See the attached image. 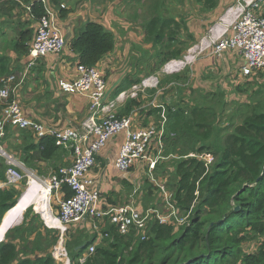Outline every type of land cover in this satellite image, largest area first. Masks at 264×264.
<instances>
[{
  "label": "trees",
  "instance_id": "trees-1",
  "mask_svg": "<svg viewBox=\"0 0 264 264\" xmlns=\"http://www.w3.org/2000/svg\"><path fill=\"white\" fill-rule=\"evenodd\" d=\"M14 1L7 0V3L25 5L32 18L38 19L44 14L36 0ZM197 2L206 11H213L218 3L217 0ZM12 9L10 7L8 11ZM65 14L62 11L59 16ZM172 25V20L161 24L158 17H153L146 25L145 39L158 50L155 69L169 60L179 59L186 49L185 43L181 42L179 50H170L176 41V34L169 31ZM175 25L179 30L178 23ZM31 35L30 30L21 31L13 51L27 53ZM165 36L168 40L164 47ZM70 48L77 54L78 64L95 67L113 51L114 35L100 23L88 21ZM8 65L7 58L0 54V78L10 74ZM139 83L124 79L113 91L112 99ZM249 100L242 104L234 102L235 114L230 117L225 130L213 127L218 116L213 106L204 104L205 99L204 103L185 106L163 104L166 122L162 155H173L177 159L172 161L164 184L178 213L188 215L187 223L167 225L152 220L144 239L133 232L119 235L113 226H106L99 232L108 237L95 246L94 252L83 263L79 259L90 245L95 244L96 236L77 231L70 235V247L66 248L64 242L71 264H264V91H254ZM129 103L139 105L136 100ZM151 114L160 120L158 109L152 110ZM237 116L239 122L235 124ZM19 133L22 141L27 142L19 148L21 154H25L19 160L26 168L38 172L36 160L49 162L58 155L60 147L55 145L53 138L44 137L34 144L29 131ZM214 137L218 146L211 145ZM190 155L210 156L211 163L208 165ZM6 170L7 165L0 157V181L5 179ZM19 190L15 187L0 190V222L21 195ZM61 190L65 198L71 195L67 187L63 186ZM55 231L44 228L39 215L28 207L22 213L20 224L8 230L0 243V264H57L48 251L58 242V231ZM251 241L257 242V249L245 253L242 245Z\"/></svg>",
  "mask_w": 264,
  "mask_h": 264
},
{
  "label": "built area",
  "instance_id": "built-area-1",
  "mask_svg": "<svg viewBox=\"0 0 264 264\" xmlns=\"http://www.w3.org/2000/svg\"><path fill=\"white\" fill-rule=\"evenodd\" d=\"M43 7L44 14L37 20V28L34 38L28 51L29 66L34 65L38 58L58 54L66 46L64 35L57 24L54 10L49 6L48 0H36ZM264 0H243L237 6L230 8L225 15L228 26L223 28L213 27L208 45L207 38L202 42L199 52L212 53L219 57L227 51L239 53L243 61L240 68V75L251 76L255 72L264 69V18L257 16L255 11ZM28 12V9L26 7ZM174 63V62H173ZM178 64V63H177ZM176 64V65H177ZM173 65L172 68H174ZM176 71L172 69L171 72ZM12 80L6 78L3 83L5 89L0 88V139L4 135L5 126L18 130H29L37 140L44 137L54 139L57 147L71 152L73 161L67 167L59 168L49 179V191L54 190L57 199L58 212H50V216L55 220V225H46L47 228L55 229L59 232L58 242L54 251L51 252L57 264H71L64 247V235L71 226L83 224L90 221L94 225L109 222L115 227L117 234L125 236L135 231L139 237L144 239L148 229V223L157 220L160 224L183 225L187 223L188 215L178 218V210L172 202V195L166 192L163 182H155L153 171L159 160L166 157L162 155L164 123L166 122L165 107L163 104L150 103L151 107L160 111V120L157 125H147L134 128L132 119L128 116H118L116 113V102L114 100H104L107 83L99 69L86 67L81 64L76 66V77L72 81H59L58 90L67 95H77L84 97L89 102L88 116L81 123V128L60 127L46 129L41 123L24 115L18 101L15 99V91L5 86ZM157 81L154 77H148L139 84L134 85L130 96L137 97V92H144L147 88H156ZM127 93H121L124 97ZM123 133V141L119 147L117 157L114 162L115 168L126 173L134 163L142 162L146 166L147 175L152 183L161 191V205H165L166 213L158 214L156 209L143 211L134 201L111 207L100 208L99 191L95 188L94 182L89 178V171L95 166L96 155L107 145L108 141ZM152 143L155 150L152 152ZM198 159L211 163L210 156H195ZM0 157L7 165L6 176L9 184H17L27 176H34L26 170L23 164L17 162L11 155L7 154L0 144ZM15 168H20L23 173ZM47 184V183H46ZM65 186L71 192L68 198L64 197L62 187ZM55 194V195H56ZM54 224V223H53ZM57 226V227H52ZM108 234H97L96 241L107 238ZM96 244L90 245L82 257L79 259L83 263L87 256L94 252Z\"/></svg>",
  "mask_w": 264,
  "mask_h": 264
},
{
  "label": "crops",
  "instance_id": "crops-1",
  "mask_svg": "<svg viewBox=\"0 0 264 264\" xmlns=\"http://www.w3.org/2000/svg\"><path fill=\"white\" fill-rule=\"evenodd\" d=\"M217 1V7L214 9L215 16L218 15L219 11L223 10V5L225 4L224 2H229L230 0ZM48 2L50 8L55 12L56 21L64 35L66 46L60 53L38 58L34 65L29 66L30 57L28 52L25 54H18L17 52L13 51L12 47L15 41L18 39L21 31L30 30L32 32L31 39L28 42L30 48V44L35 35L38 20L36 18L30 17L25 5L23 6L22 4H18L19 6H12L11 4L7 3V0H0V54L7 58L10 71L9 75L5 76L4 78H0V88L4 86L3 81L6 78L12 77V80L5 86L14 81V87L17 89L18 100L15 95L14 97L18 101L24 115L34 119L38 123H41L46 129L60 127H72L80 129L81 123L88 116L89 102L84 97L61 93L58 90V82L62 80L66 82L72 81L76 77L78 56L74 51H72L70 44L76 38L79 31H81L82 27L88 21L97 22L103 25L107 30L111 31L115 37L113 51L106 54L96 65V68L101 71L103 76H107L106 83H108L109 88L116 81H119V83L115 88H117L124 79H128L132 82H141L144 79L150 77L149 75L152 74L149 72L150 70L147 71L144 69V66H146L144 63L146 61H143V59H145L147 54L141 57V61L138 64H136V62L134 63L136 58L141 56L142 52H148L145 51L147 50L148 45L145 46L144 44H139L130 39V45L124 43L123 48L120 49L121 41L116 38L117 36L115 33V28L124 19H122L116 13L110 11L107 6H102L98 0H48ZM10 7H13V9L8 11ZM62 11H64L66 14L63 17H60L59 14L62 13ZM227 16L228 15H224L222 17L221 23L217 24L216 28H218V26L223 28L228 26V23L226 22ZM203 55L205 57L207 55L215 56L209 52ZM217 58L228 60L225 63V67L228 70V75L231 76L233 83L237 85L241 78H243L240 75V67L243 64V61L239 53L235 51H228L223 54L222 57ZM123 61L129 62L127 66H122L120 62ZM181 65V63L177 64L178 67ZM198 67L201 69L202 65H199ZM206 68L208 67L204 66L203 70ZM177 73H179V71H173L168 74L175 75ZM177 76L178 75L172 76L170 79L168 78L167 80L169 83L166 85H158L156 88H147L144 92H137V98H132L130 96V93L132 92V86L130 89L122 92L127 93L124 97H120V93L118 96L112 99L111 95L115 90L114 88L107 100L119 98L116 102L115 111L117 115L130 117L132 119L134 128H140L147 125H157L159 120H156L155 116L151 114L152 110H157L156 108L151 107L150 103L152 101L155 103L164 104L165 106H173L175 103L179 106H185L188 104H183L182 101L174 102L172 98H169L168 100L164 98L167 92L166 90H171L174 88V86L179 85H176L175 83ZM167 86L170 88L167 89ZM193 88L197 87L194 85ZM191 91L194 92L195 90ZM134 100H136V103L139 105H130L129 102ZM1 108L2 107L0 105V115L2 113ZM6 127L9 128L8 131H5L4 135L2 136L3 143L1 142V144L3 145L1 146H3V150L7 154L11 155L17 162L23 164L20 162L19 157L24 156L25 154L24 152L21 154L19 148L21 146H26L27 142H23L20 138L19 131L22 130L14 129L9 125H6L5 128ZM29 132L32 134L34 139L32 140L33 143L37 144L36 141L38 140L33 135V132ZM123 138V133H120L108 141L107 145L96 155L95 166L89 171L88 174L89 178L93 180L95 188L99 191V206L103 210L111 207L121 206L128 201H133L134 199L130 197L131 191H133L134 194L138 193V204L142 205V200L144 199V197L140 195L139 191L141 184L144 182L142 180V175L143 169L146 170V166L142 162H136L126 173L118 171L114 166V162ZM12 144L15 145L14 148H12ZM152 148L153 152L155 150L153 143ZM30 154H32V152H30ZM72 161L73 156L71 152L60 148L58 155L53 157V159L49 162L36 160L35 163L37 171L42 175H45L41 177L47 178L46 176L52 173L54 170L56 172L57 168L71 165ZM24 168L34 172V170L28 169L26 166H24ZM15 169L18 172L23 173L22 169ZM4 176L5 179L0 181V190L9 189L11 187H15L16 189L20 188L18 183L13 185L9 184L6 172ZM161 182L164 183V178L161 180ZM26 194H29L30 197L26 199L23 197L18 206L12 209L4 217L3 224L1 226V231L3 230L1 233L2 235L4 234L6 228L10 225L9 224L4 228V225L10 220V218L17 216L15 221L12 223L19 224L21 220L20 213H23L26 207L28 208L32 205L38 207L36 210L43 217V220L40 218L42 223L44 220L49 221L52 219L48 206V191L43 184L31 179L28 192ZM159 197H161L160 194ZM128 198L133 200H129ZM57 199H59V195L56 194L53 201L55 210L51 208V212L54 214L58 212L56 202ZM160 204H163L162 200L160 201ZM138 207L141 208L140 206ZM165 213L166 212H164V214ZM89 223L90 221H85L83 224L71 226L68 230H72L75 227H77V229L81 228L83 230L88 227ZM101 225L102 229H104L106 226L111 227L109 222L103 223ZM43 227L50 230V228L44 226V223ZM85 232H87L89 235L93 234L96 236V232L93 233L90 229L84 231V233ZM133 233L139 236L138 232L133 231ZM97 234L101 233L98 231ZM2 235L0 236V239L2 238ZM57 235L59 238V232H57ZM98 243H100V241L95 242L96 245Z\"/></svg>",
  "mask_w": 264,
  "mask_h": 264
},
{
  "label": "rangeland",
  "instance_id": "rangeland-1",
  "mask_svg": "<svg viewBox=\"0 0 264 264\" xmlns=\"http://www.w3.org/2000/svg\"><path fill=\"white\" fill-rule=\"evenodd\" d=\"M98 2L102 4V6H107L110 11L116 13L118 16L124 19L115 28V33L117 36L116 38L121 41L120 49L123 48L124 43L130 45V39L139 44H144L145 46L148 45L147 50H145L148 52H142L141 56H138L134 63L136 62V64H138L141 61V57L147 54L145 59H143V61H146L144 63V65H146L144 66V69L147 71L150 70L149 72L152 74L149 76L156 78L157 86L166 85L168 83V78L170 79L172 76L178 75L175 83L176 85H179L174 86V88L171 90H166L167 92L164 98L167 100L172 98L174 102L182 101L183 104L188 103L190 105L201 103L205 99L206 103H202L211 105L216 109V115L218 118L214 121L213 127L216 126L218 129L225 130L230 117L235 114V105H233L234 102H239L240 104L249 103V95L251 93L256 90H260L261 92L264 91V71L255 72L251 76L241 75L243 78H241V80L236 85L233 83L231 76L228 75V70L225 67V63L228 61L227 59H218L213 55H207L205 57L203 53L199 52L201 44L206 38L208 40V45L211 43L209 37L213 27L221 23L222 17L230 8L237 6L238 3H243V0H230L229 2H224L225 4L223 5V10L219 11L217 16L214 15V10L206 11L204 7L197 2V0H98ZM255 14L264 18V2L260 4L259 8L255 11ZM153 17L161 18V24L165 21H173V25L169 31L173 32V34H176L174 37L176 41L174 47L170 49L171 51L179 50V48L182 46V43H185L186 45V49H184L182 56L179 59H172L171 61L169 60L158 68L156 67V69L154 68L157 62L155 55L158 50L152 48V44H148L145 39L146 25L153 19ZM176 23H178L180 26L179 30L175 25ZM167 40L168 38L165 36L162 43L164 47L167 45ZM225 53L226 52L223 54ZM223 54H221L219 57H222ZM120 63L122 66H127L129 62L123 61ZM177 63H181L182 65L178 67L176 65ZM173 65H175L174 68H172ZM194 65L196 66V70ZM199 65H202L201 69L198 67ZM204 66H207L208 68L203 70ZM172 69L179 71V73L175 75H169L168 73H171ZM104 80L107 81V76H104ZM194 85L197 88H193ZM7 87L10 90L15 91V96L17 98V89L14 87V81L7 85ZM3 88L5 89V87H1V89ZM107 88H109L108 83ZM169 88L170 87L167 86V89ZM191 90L195 91L192 92ZM259 96L260 95H255V97ZM224 103H226V105ZM234 121L235 124L238 123L239 117H235ZM211 142V145L218 146L216 137H214ZM14 147L15 145L12 144V148ZM175 160H177L175 156L168 155L166 158L158 161L152 173L155 182H160L165 176L168 175V170L170 171L172 169L171 163ZM58 169L59 168H57V170ZM31 172L34 176H25L22 181L18 183L20 187L19 191L21 193L29 187L31 179H35L41 184H49V179L56 173L54 170L52 173L46 176L47 178H43L41 176L44 175H39L35 171ZM143 175L142 180L144 182L141 184L139 191L140 195L144 197L142 200V205L138 204V193L134 194L133 191H131L130 197H132L134 200L129 199L130 197L128 199L133 200L136 205L142 208L143 211L148 209H156L158 214H163L167 210L165 205L160 204L162 197H159V192L161 193V191L155 186L154 183H152V180L147 175V170L143 169ZM166 192H169V190L166 189ZM55 194L56 192L50 189L48 195V206L50 212L51 208L55 210V205L53 204ZM29 207H32V210L38 214L40 218H42V215L36 210L38 207L35 205ZM182 216L183 214H179L178 218ZM76 229L77 227L73 228L72 230H68L65 233L64 239L66 248L70 247V242L72 241L70 235H74L77 231L82 232L89 229L91 232L97 233L98 231L102 230V225L97 224L96 228L94 229L92 222H90L87 228L83 230ZM257 245L258 244L256 241L247 242L242 245V250L245 253H251L257 249ZM56 246L57 245L54 247ZM54 247L52 249L50 248L48 251L51 252L52 250L53 252Z\"/></svg>",
  "mask_w": 264,
  "mask_h": 264
},
{
  "label": "water",
  "instance_id": "water-1",
  "mask_svg": "<svg viewBox=\"0 0 264 264\" xmlns=\"http://www.w3.org/2000/svg\"><path fill=\"white\" fill-rule=\"evenodd\" d=\"M118 83H119V81H116V82H115V83H114L109 89H107L106 94H105V97H104V100H106V99L110 96V93H111V92L113 91V89L118 85ZM26 193H27L26 191L22 192L21 195L18 197V199H17L15 205L3 215L2 219H1V222H0V230H1V226H2V224H3V220H4L5 215L8 214V213H9L12 209H14L16 206H18L19 202L22 200V198L25 196ZM26 209H27V207H26ZM24 210H25V209H24ZM236 210H237V209H236ZM236 210H235V211H236ZM20 217H21V219H22V212L20 213ZM20 221H21V220H20ZM15 225H17V224L12 223V224H10V225L6 228L4 234L2 235V238L0 239V243H1L2 241H4V237H5L6 232H7L8 230H10L11 228H13V226H15ZM81 248H83V246H82Z\"/></svg>",
  "mask_w": 264,
  "mask_h": 264
},
{
  "label": "bare ground",
  "instance_id": "bare-ground-1",
  "mask_svg": "<svg viewBox=\"0 0 264 264\" xmlns=\"http://www.w3.org/2000/svg\"><path fill=\"white\" fill-rule=\"evenodd\" d=\"M35 180V179H34ZM36 181V180H35ZM38 182V181H37ZM44 186H46V189H47V191H48V195H49V185L48 184H43ZM48 187V188H47ZM26 192H28V188L25 190ZM28 197H30V195L29 194H26L25 196H24V198L26 199V198H28ZM48 199H49V197H48ZM20 203V202H19ZM6 216V215H5ZM17 218V216H13V217H11L10 218V220L4 225V228L7 226V225H9V224H11L12 222H14L15 221V219ZM44 222L46 223V225H55L56 224V222H55V220L52 218L51 220H49V221H45L44 220ZM54 223V224H53ZM112 226V225H111ZM52 227H57V226H52ZM93 227H94V225H93ZM114 227V226H113ZM115 228V227H114ZM2 229V228H1ZM3 232V230L1 231L0 230V236L2 235L1 233Z\"/></svg>",
  "mask_w": 264,
  "mask_h": 264
},
{
  "label": "clouds",
  "instance_id": "clouds-1",
  "mask_svg": "<svg viewBox=\"0 0 264 264\" xmlns=\"http://www.w3.org/2000/svg\"><path fill=\"white\" fill-rule=\"evenodd\" d=\"M29 51V50H28ZM26 210V209H25ZM42 220H43V217H42ZM46 226V225H45ZM47 227V226H46Z\"/></svg>",
  "mask_w": 264,
  "mask_h": 264
}]
</instances>
